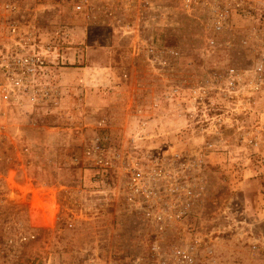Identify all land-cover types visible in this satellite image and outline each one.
I'll return each instance as SVG.
<instances>
[{
    "label": "rangeland",
    "instance_id": "obj_1",
    "mask_svg": "<svg viewBox=\"0 0 264 264\" xmlns=\"http://www.w3.org/2000/svg\"><path fill=\"white\" fill-rule=\"evenodd\" d=\"M0 1L40 8L38 28L55 36L64 30L65 44L73 43L70 63L49 76V84L60 89L55 104L24 109L19 130L11 127L20 132L15 146L0 143L12 203L6 212L31 214L33 223L48 227L18 249L16 264H175L173 245L204 237L214 251L207 257L205 248L196 249L200 264H264V93L256 103H246L248 97L233 103L219 90V73L227 66L252 64L255 52L241 40L252 30L263 33L264 0L252 15L233 17L231 31L219 41L236 40L218 48L207 43L204 9L187 14L179 0H160L168 6L166 14L150 18L154 28L144 36L179 51L161 68L135 51L134 35L106 25L87 27L63 0ZM201 86L207 88L204 98L193 93ZM140 114L156 119L151 126L159 132L150 141L138 140L141 150L158 148L168 158L178 151L182 160L205 152L197 173L205 180V188H197L200 201L190 217L172 222L163 235L125 205L118 177L97 181L85 153L97 138L131 151ZM202 117L223 121L215 131L198 130L194 121ZM178 175L184 181L188 169ZM58 209L65 219L60 222ZM191 229L197 234H188ZM154 241L161 244L159 261L152 257Z\"/></svg>",
    "mask_w": 264,
    "mask_h": 264
},
{
    "label": "built area",
    "instance_id": "obj_2",
    "mask_svg": "<svg viewBox=\"0 0 264 264\" xmlns=\"http://www.w3.org/2000/svg\"><path fill=\"white\" fill-rule=\"evenodd\" d=\"M63 3L68 10L81 15L87 27L106 25L121 28L126 35H134L135 51L143 53L155 67L169 66L172 57L179 54L175 48L160 46L153 35L144 36L154 28V25L149 27L150 18L166 14L168 6L160 0H63ZM259 6V0H179V8L187 14L197 9L205 10V27L210 33L207 43L211 48L227 47L232 40L235 41L236 36L222 43L219 35L231 31L235 15H252ZM39 11L40 8L23 5L19 1H0V143L7 140L15 146L20 132L12 131L11 127L19 130L16 123L24 109L55 104L52 102L57 99L56 93L59 95L60 89L49 84V76L69 62L67 50L73 48L70 46L73 43L65 44L68 33L60 30V35L55 36L40 30L37 23ZM256 43L260 45L259 51ZM241 44L248 46L252 54L255 52L254 60L248 67L227 66L219 73V90L233 103H240L246 97V103H256L264 93V28L262 34L250 31V35L242 38ZM193 93L204 98L207 88L201 86ZM154 121L156 119L138 115L136 125L139 131L133 136L131 151L121 152L97 138L85 153L96 170L97 181L104 179L103 183H106L118 177L119 195L125 205L153 227L154 234L163 235L172 222L190 217L195 203L200 201L202 192L197 188L204 189L205 180L197 179V173L202 170L205 152L201 149L196 159L188 156V160H182V153L178 151L168 158L158 148L141 150L138 140L150 141L159 136L158 127L151 126ZM222 121L221 117L216 121L202 117L194 122H198V130L209 127L215 131L216 125ZM23 149L30 153L31 148L27 144ZM211 149L212 144H208L207 150ZM179 167L188 169V176H183L184 181L178 180L179 170L183 169ZM5 169L0 167V264H16L13 257L18 249L36 240L48 227L33 223L32 218L34 222L35 218L31 214L21 213L19 216L18 213L6 212L12 203L10 182L3 174ZM55 218L57 222L65 220L60 209ZM188 234L197 233L191 229ZM203 248L207 257L212 256L214 250L206 237L201 241L193 239L188 246L173 245V261L175 264H200L196 251ZM151 250L152 257L156 256V261H159L162 256L160 241H154Z\"/></svg>",
    "mask_w": 264,
    "mask_h": 264
}]
</instances>
